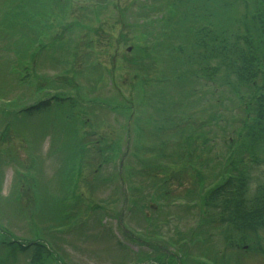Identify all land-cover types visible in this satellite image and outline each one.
I'll return each instance as SVG.
<instances>
[{"label":"rangeland","instance_id":"374dc122","mask_svg":"<svg viewBox=\"0 0 264 264\" xmlns=\"http://www.w3.org/2000/svg\"><path fill=\"white\" fill-rule=\"evenodd\" d=\"M153 2L0 0V93L17 99L0 103V264H37V248L22 252L13 241L45 245L52 255L42 249L38 264H189L188 255L264 264V230L255 244H237L202 201L227 144L217 137L209 147L208 112L190 109L198 97L173 82L169 48L153 41L159 26L140 18ZM51 88L66 90L52 91L60 102L26 109L52 99L41 93ZM246 155L252 193L264 181V154L261 163ZM177 232L185 248L171 245Z\"/></svg>","mask_w":264,"mask_h":264},{"label":"trees","instance_id":"16d2710c","mask_svg":"<svg viewBox=\"0 0 264 264\" xmlns=\"http://www.w3.org/2000/svg\"><path fill=\"white\" fill-rule=\"evenodd\" d=\"M153 1L154 8L149 6L148 10H142L140 18L156 17L150 24H145H157L158 29L153 27L154 35L159 34L154 36L155 40L151 38L153 34H146L150 33V39L158 48H169V56L172 55L174 61L170 74L173 82L182 84L186 94L198 97L190 109L201 108L203 113L208 112L207 133L212 138L208 142L209 147L217 137L225 139L227 144L222 147L225 161L215 162L216 174L214 180L205 186L204 189L208 190L204 197L206 200L203 198L202 201L209 208V214L214 216V211H219L217 216L228 225L226 231L233 230L232 240L255 244L258 242L256 231L264 230V181L250 193L251 176L244 157L253 155L255 162L261 163L264 154V0ZM27 28L30 25L25 22L23 37L28 36ZM39 36V33L33 34L35 41L32 45ZM29 52L25 50V53ZM19 56L21 62L28 59L27 56ZM8 72L14 73L11 64L7 75ZM210 95L213 104L204 98ZM54 102L60 101L53 97L27 110L50 107ZM216 107L221 110H215ZM189 125L202 138L205 132L203 124H195L193 120ZM233 128L235 130L232 131ZM237 131L240 135L236 139L232 135ZM243 146L249 149L248 153L241 150ZM128 238L133 239L131 235ZM9 245L22 252L37 248L32 260L37 264L42 259L41 250L46 249L40 244L25 246L13 242ZM45 264H50V261Z\"/></svg>","mask_w":264,"mask_h":264},{"label":"water","instance_id":"95a60500","mask_svg":"<svg viewBox=\"0 0 264 264\" xmlns=\"http://www.w3.org/2000/svg\"><path fill=\"white\" fill-rule=\"evenodd\" d=\"M154 209H155V207H154Z\"/></svg>","mask_w":264,"mask_h":264}]
</instances>
